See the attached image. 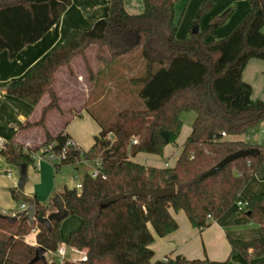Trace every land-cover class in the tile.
I'll use <instances>...</instances> for the list:
<instances>
[{
	"label": "trees",
	"instance_id": "obj_1",
	"mask_svg": "<svg viewBox=\"0 0 264 264\" xmlns=\"http://www.w3.org/2000/svg\"><path fill=\"white\" fill-rule=\"evenodd\" d=\"M73 0H0V53L7 50L11 59L29 44L40 40L61 18ZM179 0H143L140 14H130L124 0H110L108 16L97 20L88 30L73 29L65 40L34 64L23 77L6 87L9 95L36 106L45 95L38 122L46 128L49 110L59 108L54 90L56 73L81 56L93 75L86 50L95 46L97 56L114 64L140 51L143 69L131 78L136 84L138 104L118 111L114 119L95 117L100 132L89 150L66 147L67 157L55 164L77 165L83 158L101 157V175L92 178L85 170L81 189L64 186L59 192L67 214L78 215L81 225L73 231L67 244L83 251L79 261L40 260L31 263L36 249L57 252L61 243V220L46 221L56 211L52 196L41 205L36 196L34 222L17 219L0 212V264H226L205 259H188L182 255L153 261L151 245L155 236L166 237L178 229L173 212L183 211L191 225L200 230L212 220L237 206L241 194L255 177L264 178V144L230 139L248 134L264 121V100L252 99V86L243 80V71L253 59H264V0H248L250 12L226 37L216 39V31L225 25L235 8L229 7L211 18L199 32L185 38L177 36ZM212 0H200L192 27H201L212 10ZM212 38V39H211ZM105 55H107L105 58ZM129 65V64H128ZM98 99H95L97 102ZM194 112L195 120L184 141L176 163L171 167L145 165L133 158L140 153L163 155L167 145L179 136L182 114ZM114 138L109 139L108 135ZM137 139V143H134ZM73 140L66 129L56 136L46 129L42 147L60 152ZM259 148L252 157L239 158L213 171L226 156L239 150ZM30 148L15 140L0 147V154L19 170L35 166ZM36 167V166H35ZM174 182L176 192L166 198L122 199L103 206L113 194L135 186L159 188ZM17 189L13 197H17ZM235 220L256 223L262 235L243 240L227 236L231 256L240 254L245 261L264 256V191L253 194ZM37 229L36 244L26 237Z\"/></svg>",
	"mask_w": 264,
	"mask_h": 264
},
{
	"label": "crops",
	"instance_id": "obj_2",
	"mask_svg": "<svg viewBox=\"0 0 264 264\" xmlns=\"http://www.w3.org/2000/svg\"><path fill=\"white\" fill-rule=\"evenodd\" d=\"M183 1L186 6L187 0ZM194 1H198L197 6H199L200 0ZM212 1L214 2V6L203 18L200 28H203L204 25L208 24L211 18L222 13L227 8H235L234 13L231 15L227 23L216 31L214 35V38L216 39L229 35L251 10L248 0ZM178 2L176 3V17ZM124 4L125 9L130 14H140L144 9L143 0H124ZM109 6L110 0H73L71 5L61 16L60 20L40 40L24 47L16 58L11 59L7 50H3L0 53V147L11 140H15L23 144L25 148L38 149V147L46 140V129L53 136H56L59 132L66 129L74 142L84 150H89L94 145L95 136L101 129L98 123L97 128L96 126L95 129L92 128V133L89 136H83L82 133L76 132L71 124L74 123L78 117H82L84 113L86 114L88 112L87 110H82L78 115H75V117L66 119L65 114H62L58 109H53L48 111L46 115V128L40 125H34L22 129L21 126L27 122L35 123L40 120L43 107L50 101L49 96L45 95L38 105L33 106L25 100L9 95L6 92V87L10 82L23 77L25 73L42 57L51 51L57 44L62 43L69 31L73 29L88 30L97 20L107 17ZM204 19L207 20H205L206 24L203 23ZM61 74L65 76L70 75V73H67V70L61 68L56 73L54 82L59 81ZM69 79H71L70 76L68 80ZM76 82H80V80L77 79ZM94 82H96V79ZM56 91H59L60 93L58 92V94L61 95L60 90ZM54 115L56 116L53 120L52 117ZM86 115H89L87 118L90 119L87 121L92 123L91 121L93 117L90 116V114ZM90 137H93V139ZM230 139L245 140L253 144H264V139L257 141L254 138H250V135L246 134L233 136L230 137ZM144 154L145 153H140L133 159L143 163L147 159L142 156ZM141 157L144 159L140 160ZM152 164L153 166L159 165L154 162L145 165ZM166 164H168V167L174 165L165 161L159 166L167 167ZM19 180L20 170L16 166L8 163L0 154V212L5 215L10 216V214L17 208V201L13 197V191L16 189L18 191ZM251 183H253V191L245 197L243 196L246 193L245 190H243L241 194V199L244 197V201L246 202L253 194H259L264 191L263 177L255 176L246 187H250ZM232 208L220 218L212 220L211 224L202 230L193 227L183 211L173 212L179 225L178 229L163 238L155 236V241L151 245V248L155 253L153 261L182 255L188 259L208 258L219 262L229 260L226 264H229L231 260H233L235 264H261L260 261L264 259V256L251 259L248 262L245 261L240 254L231 256V246L227 238L228 235L243 240L257 238L262 235L261 228H248V225L251 224V222L235 220L234 215L238 207L236 206L235 210ZM82 253L83 256L81 259H84L86 251L83 250Z\"/></svg>",
	"mask_w": 264,
	"mask_h": 264
},
{
	"label": "rangeland",
	"instance_id": "obj_3",
	"mask_svg": "<svg viewBox=\"0 0 264 264\" xmlns=\"http://www.w3.org/2000/svg\"><path fill=\"white\" fill-rule=\"evenodd\" d=\"M197 5L198 1L187 0V5L185 6V2L179 0L177 7V20L179 21L177 36L179 38L189 36L193 30L194 27H192L191 21L196 18L198 11ZM205 20L206 19H204L203 22L204 24H206ZM86 56L93 75L90 74L81 56H76L69 66L63 67L70 75L65 76L61 74L59 81L54 82V90L59 98V108L54 109H58L62 114H65L66 119H70V117H75V115H78L82 110H87L88 108L94 113L95 117L103 121H108L114 119L115 115L121 109L136 107L138 104L135 92L136 84L131 78L140 75L144 67V61L140 51L135 52L132 57L127 56L114 64L107 65L105 59H100V57L97 56V48L94 45L86 50ZM106 56L107 55H105V58L108 57ZM69 76L71 79L68 80ZM77 79H79L80 82H76ZM95 79L96 82H94ZM243 80L252 86V99L254 101L264 100V59H251L243 71ZM56 90H60L61 95H59V91ZM95 99H98V101L95 102ZM90 113L91 112L88 111L86 114ZM86 114L84 113L82 117H76L77 119L74 123H71L75 131L82 133L83 136L91 135L92 128L95 129V126L97 128V121L95 118L93 117L92 123H90V121H87L90 120L87 118L89 115ZM55 116L56 115L52 117L53 120ZM90 116L92 115L90 114ZM195 117L196 114L194 112L183 113V126L178 138L165 147L163 155H142L149 159H146L143 163L151 164L154 162L155 164L162 165L165 161H168L170 164H174L181 152L184 140L190 134ZM262 129H264V121L250 130L246 135H250V138H254L257 141L264 139ZM90 138L93 139V137ZM108 138L113 139L114 135L109 134ZM43 143L38 149L44 147H42ZM141 159L144 158L141 157L140 160ZM56 163H58V161H48L45 159L41 162L39 167H35L34 165L28 167L25 186L22 191L25 195V199L16 200V209H18L22 201L26 202L27 199H34L35 196L41 205H47L50 202V198L52 196L57 197L64 186L73 188L77 183L82 181L83 174L86 170L84 166L64 165L56 169ZM252 186L253 183H251L250 187L248 186L244 189L246 192L243 195L244 197L253 191ZM244 197H242L241 200L244 201ZM235 207L236 206L232 209L235 210ZM80 225L81 218L78 215H69L61 222L60 247L64 248L66 252L64 261H79L83 256L82 251L72 248L67 244L69 235L78 229ZM248 228L258 229L260 226L256 223H251L248 225ZM45 257L49 261L56 259L55 254L53 255L51 252H47ZM260 262L264 264V259ZM229 264H235V262L231 260Z\"/></svg>",
	"mask_w": 264,
	"mask_h": 264
},
{
	"label": "water",
	"instance_id": "obj_4",
	"mask_svg": "<svg viewBox=\"0 0 264 264\" xmlns=\"http://www.w3.org/2000/svg\"><path fill=\"white\" fill-rule=\"evenodd\" d=\"M200 30V27L198 25L194 26L192 33L196 34ZM259 153V148L253 147L250 149L245 150H239L237 152H234L228 156H226L224 159H222L213 169L219 170L223 167H225L227 164L244 157H254ZM27 176V167L22 166L20 170V180L18 184V193L17 197L19 199H25V195L22 193L25 181ZM176 192V185L174 182H169L163 187L159 188H147L145 186L141 187H133L129 190H125L122 192L115 193L111 195L106 202L103 204V206H108L109 204L122 200V199H131L133 197H145L153 200H158L159 198H166L172 196ZM26 202L28 203V208L18 214V216H14L13 219H17L20 216L24 217V220L30 222L31 224L34 222L36 217V205L35 201L33 199H27ZM54 206L56 208V211L51 213L47 218L46 221L50 222L51 220H61L65 218L67 211L65 207V203L62 200L61 196H57L54 201ZM48 252V250L42 246H38L36 249L35 257L32 259L31 263L38 262L40 260H46L45 254Z\"/></svg>",
	"mask_w": 264,
	"mask_h": 264
},
{
	"label": "built area",
	"instance_id": "obj_5",
	"mask_svg": "<svg viewBox=\"0 0 264 264\" xmlns=\"http://www.w3.org/2000/svg\"><path fill=\"white\" fill-rule=\"evenodd\" d=\"M262 133H264V130H262ZM134 143H137V139H134ZM71 145H76L74 141L69 140L66 142L65 147L60 151L56 152L50 147H43L39 149H29V153L31 154L32 158L35 161V166L39 167L41 162L45 159L52 160V161H61L62 159L67 157V152H66V147L71 146ZM77 165L84 166L85 169L87 170V173L92 177V178H97L98 176L101 175V169H102V159L101 157H96L93 159H87L83 158L81 160L77 161ZM168 166V164H166ZM77 189H81L82 187V181L80 183H77L75 186ZM247 205V202H244L243 200H240L237 203V207L239 209L245 208ZM28 208V203L22 201L18 209L14 210L10 214L11 217L18 216V214ZM38 233L37 229H34L27 237L26 241L31 244H36V234ZM52 253V252H51ZM55 254L56 259L59 262H63L65 259V249L60 247L57 252H54L53 255ZM53 260V259H52Z\"/></svg>",
	"mask_w": 264,
	"mask_h": 264
}]
</instances>
